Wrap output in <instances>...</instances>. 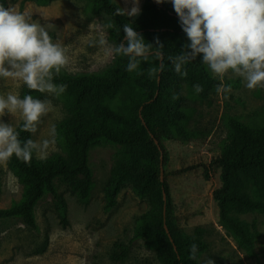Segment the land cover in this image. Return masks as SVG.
I'll return each mask as SVG.
<instances>
[{
    "label": "trees",
    "instance_id": "trees-1",
    "mask_svg": "<svg viewBox=\"0 0 264 264\" xmlns=\"http://www.w3.org/2000/svg\"><path fill=\"white\" fill-rule=\"evenodd\" d=\"M17 1L0 0V3L8 7ZM21 1L47 6L56 0ZM87 2L92 16L106 17L108 23L113 24V28L108 29L112 43L123 40L124 23H132L146 43H154L158 38L164 44L165 70L150 77L147 70L158 67L159 61L149 57L147 62L141 61L136 71L128 72L125 70L127 58L121 56L99 71L70 73L61 69L54 82L67 85L61 96L68 106L69 116L56 124L57 142L63 153H53L45 161L33 155L30 164L15 156L10 159L7 165L23 184V192L20 200L0 208V231L16 223L37 230L34 210L44 195L52 198L54 209L66 222V200L58 184L66 185L80 200H87L93 187L89 150L95 144L111 143L119 147V164L105 184L104 208L114 207L119 193L131 187L148 205L136 218L134 238H140L154 252L159 264H198L208 247L207 230L199 225L187 233L176 223L165 174L162 172L160 177V163L163 169L167 162L162 141L188 140L196 136L183 123L187 119L184 90L187 89L192 97L205 100L217 93L221 80L214 78L207 65L201 63V56L185 66L186 77L172 70L167 57L179 54L188 40L169 0L161 4L144 0L134 21L127 16L112 15L116 7H122L116 0ZM197 83L204 89L199 94L192 87ZM231 83L224 77L225 85ZM174 93L179 99H172ZM27 94L34 97L41 93L26 88L23 96ZM21 124L22 121L16 126L18 131ZM20 138L31 139V135L20 131ZM209 166L220 170L221 185L212 193L218 207L219 225L250 264H261L260 255L255 251V240L259 236L255 224L247 226L232 212H264V123L250 124L228 116L220 153ZM193 243L198 245L195 260L189 259ZM115 246L118 250L111 257L122 261L128 245L116 242Z\"/></svg>",
    "mask_w": 264,
    "mask_h": 264
},
{
    "label": "rangeland",
    "instance_id": "rangeland-1",
    "mask_svg": "<svg viewBox=\"0 0 264 264\" xmlns=\"http://www.w3.org/2000/svg\"><path fill=\"white\" fill-rule=\"evenodd\" d=\"M116 1L122 7H131L125 0ZM143 1L139 0L140 9ZM8 7L30 13L34 21L45 26H53L49 35L53 42L62 45L69 60L63 68L65 71H99L111 63L102 49L88 44L97 36L88 25L96 20L108 21L106 17L91 15L87 0H56L47 6L18 0ZM136 17L129 19L134 21ZM107 39L112 43L108 35ZM225 77L232 82L227 99L224 94L216 93L202 100L184 90L187 119L183 123L196 136L188 140L162 141L167 154L163 174L176 223L187 233L199 225L207 230L208 247L198 264H206L208 258L214 264H250L218 223V207L212 193L221 185L220 170L209 163L220 153L228 116L250 124L264 123V87L249 90L242 78L231 72ZM26 88L20 81L0 78V95L13 92L22 98ZM34 98L48 99L53 106V110L41 118L37 133H30L31 139L36 140L46 136L49 123L57 124L69 116V111L61 95L41 93ZM3 119L14 127L22 121L18 113ZM118 151V145L111 143L91 146L88 162L93 172V187L87 200H80L66 185L58 184L66 200V222L54 209L52 198L44 195L34 210L37 230L16 223L0 231V264H159L154 252L140 238H134L136 218L147 209V202L138 198L131 187H126L119 193L114 207L104 208V188L111 171L119 164ZM56 152L63 153L58 142L50 155ZM9 172L14 174L8 165H0V208L9 207L22 196L23 184L19 178V184L10 189ZM232 215L249 227L255 224L259 233L255 251L264 264V212L235 210ZM116 242L128 245L122 261L111 257L118 250Z\"/></svg>",
    "mask_w": 264,
    "mask_h": 264
},
{
    "label": "clouds",
    "instance_id": "clouds-1",
    "mask_svg": "<svg viewBox=\"0 0 264 264\" xmlns=\"http://www.w3.org/2000/svg\"><path fill=\"white\" fill-rule=\"evenodd\" d=\"M130 8L116 7L113 16L136 17L140 14L139 0H125ZM157 4L165 0H155ZM179 25L188 43L177 55H169L167 60L172 70L181 77L188 75L186 65L201 56V63L207 65L214 78L221 80L218 94L231 91L223 78L231 72L242 78L245 87L254 90L264 87V0H170ZM52 25L45 26L32 19L30 13L20 12L0 3V78L20 81L28 89L42 94L59 96L66 84H57L55 77L65 68L68 57L60 43L53 42L49 35ZM89 29L97 36L88 41L90 47L103 50L105 57L114 60L126 57V71L139 68L141 61L154 57L158 67H150L148 75L154 77L165 70L164 44L158 38L154 43H146L132 23H124V38L119 43H110L108 29L112 23L92 21ZM140 75V72H137ZM194 91L203 92V86L193 84ZM173 100L179 99L174 93ZM53 110L48 99L34 98L27 94L22 98L13 92L0 95V165L6 166L15 156L25 164H30L33 155L41 161L47 160L56 150L57 126L49 123L45 137L21 140L20 131L37 133L41 118ZM19 114L22 119L20 131L3 118L9 114ZM9 187L19 184L18 177L9 172ZM198 245H190L189 259L197 258ZM206 264H214L208 258Z\"/></svg>",
    "mask_w": 264,
    "mask_h": 264
},
{
    "label": "water",
    "instance_id": "water-1",
    "mask_svg": "<svg viewBox=\"0 0 264 264\" xmlns=\"http://www.w3.org/2000/svg\"><path fill=\"white\" fill-rule=\"evenodd\" d=\"M162 172H163V169H162V163H160V177L162 178ZM164 199H165V195H164Z\"/></svg>",
    "mask_w": 264,
    "mask_h": 264
}]
</instances>
